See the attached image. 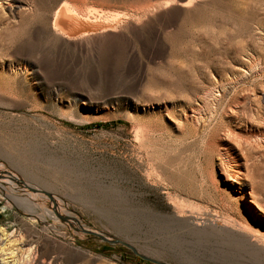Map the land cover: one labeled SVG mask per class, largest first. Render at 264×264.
<instances>
[{
    "label": "rangeland",
    "instance_id": "1",
    "mask_svg": "<svg viewBox=\"0 0 264 264\" xmlns=\"http://www.w3.org/2000/svg\"><path fill=\"white\" fill-rule=\"evenodd\" d=\"M0 165L27 264H260L193 221L264 236V0H0Z\"/></svg>",
    "mask_w": 264,
    "mask_h": 264
},
{
    "label": "bare ground",
    "instance_id": "2",
    "mask_svg": "<svg viewBox=\"0 0 264 264\" xmlns=\"http://www.w3.org/2000/svg\"><path fill=\"white\" fill-rule=\"evenodd\" d=\"M73 9L69 8L67 5H62L54 13V31L68 40L78 41L81 45L96 43L97 40L93 38V35L98 33L97 30L99 29L104 32L106 27L102 25L99 20L81 17L79 12ZM4 173L5 171L2 165H0V174ZM9 176L22 183V181L14 175ZM25 186L27 188L29 187L27 185ZM19 201L28 207L31 212L34 210V205L30 199H19ZM52 204L54 211L58 213L60 209L59 202L57 200H52ZM49 216H52V214ZM193 228L197 232L204 231L211 235L222 237L227 236L229 238L228 240L231 238L230 241L234 242L236 245H241V248H239L240 250L245 249L249 251L250 254L247 255L250 259H254L260 264H264V236L253 231L246 224L230 220L221 223H217L215 220H206L204 222L201 221L195 223L193 221ZM0 232V264H27L29 257L24 254L27 253L28 249L25 250L24 253H19L18 255L17 253L15 254V251H12L11 249L14 245L21 244L20 241L11 240L10 235L6 234L3 230ZM228 256L229 261L218 262L217 264H237L235 262V259L237 258L230 255Z\"/></svg>",
    "mask_w": 264,
    "mask_h": 264
},
{
    "label": "water",
    "instance_id": "3",
    "mask_svg": "<svg viewBox=\"0 0 264 264\" xmlns=\"http://www.w3.org/2000/svg\"><path fill=\"white\" fill-rule=\"evenodd\" d=\"M20 183V182H19ZM31 192L33 193H36V190L32 189V188H28ZM40 192V191H38ZM45 195H47L48 197L51 198V195L46 193V192H43ZM85 234L87 235H91V236H95V237H98L99 239H101L102 241L104 242H107V243H110V244H113V245H121V246H124L126 248H128L129 250H131L132 254L138 258H140L141 260L145 261V262H149L151 264H165V263H162V262H158L156 260H153L147 256H144V255H141L139 254V252H137V250L132 247L131 245L125 243V242H122L121 240H118L114 237H111V236H106V235H103L101 233H97V232H93V231H90V230H82Z\"/></svg>",
    "mask_w": 264,
    "mask_h": 264
}]
</instances>
